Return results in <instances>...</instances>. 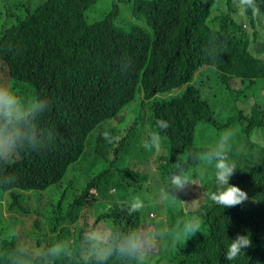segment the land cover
<instances>
[{"label":"trees","instance_id":"trees-1","mask_svg":"<svg viewBox=\"0 0 264 264\" xmlns=\"http://www.w3.org/2000/svg\"><path fill=\"white\" fill-rule=\"evenodd\" d=\"M8 1L14 7L4 5L21 14L7 15L12 21L0 25V70L7 73L8 68L7 82L21 99L47 101L46 113L53 117L55 135L60 137L52 149L35 157L19 161L17 155L13 162L0 163V240L9 237L3 209L11 213V220L25 210L27 200L33 206L43 202L53 207L46 220L36 222L23 236L18 254L0 257V264H25L27 258L31 264L104 263L93 255L86 257L68 237V247L59 256L47 255V250L62 242L36 248L32 236L36 244H47L50 236L45 229L66 221L67 212L60 200L55 203L41 196L35 201L28 191L58 183L84 153L97 121L117 115L135 98L137 89L145 99L154 98L190 82L196 72L197 86L188 84L176 95L150 102L155 128L151 132L159 131L158 119L170 124L161 132L164 148L156 151L158 164L164 160L162 167L170 173L172 163L186 158L189 178L204 192L191 193L197 204L192 211L161 202L169 216L149 229L171 226L178 218L196 214L201 218L200 232L186 242L161 241L148 264H264V90L255 86L258 81L264 88V40L254 44L264 30V0H254L252 7L243 6L242 11L234 0H122L132 17L144 19L152 35L136 24L127 30L117 28V4L99 20L87 23L85 11L97 0H37L31 7L25 0ZM243 14L249 19V33L241 24ZM209 78L212 88L205 95ZM225 130L234 132L230 156L237 166L229 184L236 183L250 197L231 208L204 195L216 191L214 169L190 159ZM251 136L258 141H251ZM100 139L104 137L98 135L95 142ZM125 170L131 176L128 185L133 195L145 175ZM90 188L80 186L74 198ZM44 222L45 228L40 226ZM141 223V216L122 212L108 224L125 232V227L138 228ZM238 233L250 234L252 247L229 261L225 254ZM34 251L42 254L32 258Z\"/></svg>","mask_w":264,"mask_h":264},{"label":"clouds","instance_id":"clouds-1","mask_svg":"<svg viewBox=\"0 0 264 264\" xmlns=\"http://www.w3.org/2000/svg\"><path fill=\"white\" fill-rule=\"evenodd\" d=\"M36 2L37 0L33 3H29L28 0H25V3L29 7ZM234 2L239 9H242L243 6L252 7L254 5V0H234ZM14 11L20 12L19 9L16 8ZM242 16H244L248 22L249 19L246 14L241 15V17ZM240 19L242 27L245 28V22L242 21V18ZM262 21L264 22V20ZM260 88L264 90L262 86H260ZM261 95L264 96V91ZM141 97L145 99L142 94ZM47 109L46 100L37 98L29 103L26 99H21L13 86L8 82H0V163L13 162L17 155L18 160L22 161L35 157L54 147L60 136L55 135L57 125L53 121V117L46 113ZM106 120H98L97 126L101 125V123ZM117 121L118 118H115L111 122L115 123ZM153 123L154 121L150 118V131L155 130ZM156 127L159 131L151 132L143 142V147L147 151H152L153 149L159 151L161 149V132L166 131L170 127V124L166 120L158 119L156 121ZM233 136V131L225 130L216 138L215 142L209 148L198 151L190 157V159H195V161L202 166L214 169L216 191H211L209 194L204 193V195H208L215 204L221 205L224 208H231L244 203L247 199L250 200L247 193L239 188L236 183L233 182L229 184L230 177L237 170V166L230 156V142ZM105 139H109L108 133H105ZM116 139L113 140L114 144L121 138ZM85 148L86 158H90L92 155H97L101 152L99 143L95 142L93 137L90 138ZM114 152L115 150L113 149L105 154L106 159L110 162L114 160ZM110 156H112V158H110ZM163 163L164 160L160 161L158 166L153 163H146V165L148 166L151 164L153 166L152 171L157 172V176L153 177L151 180L159 179L160 173L164 180L169 179L168 186H161L159 188L158 198L164 205L171 208L175 207L177 201H183L174 193L181 192L186 188H190L193 193L192 189L194 185H188L195 183L189 178L187 161L178 158L175 163H172L170 173L164 171L162 167ZM147 166L143 168L145 172L142 174L145 175L146 180L151 181L147 176ZM73 170L81 173L79 165L74 166ZM102 174L103 173H98L88 180L82 174L78 176L76 179V186L78 188H80V186L91 187L89 192L76 198L73 196L71 199L68 198V200L59 199L67 212V220L54 225L51 230L46 231L50 236L47 244H36L35 238L32 236V239H34L32 243L36 248L41 249L53 242H62L64 245L58 243L47 250V255L54 257L59 256L61 253L65 252V248L68 247L67 241L69 239L79 245L84 251L90 249L97 261L104 262L99 264H148L150 255L161 241L170 240L175 244L183 239L186 242L187 239L194 236L197 232H200L201 218L196 214H191L187 218H178L175 224L171 226L154 227L150 230L149 228L152 227L154 223L152 220L157 217V214L149 207H145L144 201L139 197L133 198L128 204L116 205V214L122 212L126 214L128 211L127 214L132 215L133 213L142 211V215H140L141 218H151L146 221L142 220L138 228L125 227V232H119L117 230L118 226L105 224L103 220L93 216V224L87 225V222L81 220L83 210L87 207L91 214L90 201L93 200V197L103 198L108 193L107 188L99 187L98 184ZM124 174H126L125 168L123 174H121L122 179H124ZM145 179L142 180L141 184ZM126 183L128 184V180H126ZM199 188H201L200 185ZM209 188L210 187L207 185V189ZM201 190L203 189L201 188ZM78 193L79 192H77V194ZM187 205L186 211H192L187 209ZM159 206H161V204ZM24 212L26 213L27 211L21 213ZM153 212L155 214H153ZM20 222L21 220L19 222L12 220L9 222L7 220L9 225V237L0 240V257L11 253H14V255L18 254L19 251L17 249H19L22 234L14 230V224ZM35 223L33 227H35ZM66 237H68V239ZM230 241L231 243L228 245L225 254V258L229 261L235 259L245 249L252 247L250 234L241 235L238 233L236 238ZM34 252V256H31L32 258L37 254H42L41 252ZM70 262L79 263L77 260Z\"/></svg>","mask_w":264,"mask_h":264},{"label":"rangeland","instance_id":"rangeland-1","mask_svg":"<svg viewBox=\"0 0 264 264\" xmlns=\"http://www.w3.org/2000/svg\"><path fill=\"white\" fill-rule=\"evenodd\" d=\"M36 0H28L29 3H33ZM14 7V2L7 0H0L1 12H0V25L4 22L10 23L13 17L7 18V15H20L21 13L18 11L11 12L6 5ZM124 2L122 0H97L91 7H89L85 11V21L87 23L99 20L105 14L109 8L113 7L114 4L120 5V11L116 15L114 20V25L122 30H127L129 25L136 24L143 28L146 32L152 35L151 28L144 22V19H135L132 17L131 9H128L124 6ZM242 11V9H239ZM242 21L246 24V31L249 33L251 31V26L247 22L244 16L241 17ZM264 20V18H262ZM263 24V23H262ZM264 40V30L261 31L257 38L255 39V43L262 42ZM252 44V43H251ZM252 44L253 47L257 46ZM8 73V68H7ZM6 69L0 70V82H4L8 80L6 78ZM205 77V76H204ZM188 84L198 85L199 84V76L196 72L193 76V79L183 84L182 86L175 88L169 92L157 94L156 97H171L180 93ZM205 91L203 94L207 95V92L212 88L211 79H207L205 82ZM255 86L257 87V91L260 90V82H255ZM154 97V98H156ZM143 99L141 97V92L137 89L135 99L130 102L127 106H125L122 111L114 118L108 119L101 123V125L97 126L88 136L87 140L89 142L90 138L93 137L94 140L98 137V135H102L104 139H100L98 141L100 153L97 155H92L90 158L85 157V152L81 155V157L73 164H71L64 176L61 180L46 188L45 190H31L28 191L34 197V200L37 201L41 196H48L55 203L62 198V200L68 198H72L77 192L80 191V188L76 186V179L81 174L88 180L91 177H94L98 173H103L101 179L99 180V187L107 188L108 193L103 198L93 197V200L90 201V211L86 207L81 216V220L87 222V225H91L94 222V218H99L103 220L105 224L109 223V220L115 219L116 214V205L128 204L133 198L139 197L144 201L145 207H149L154 212H156L157 217L152 221L163 220L168 218L169 211L164 206H159L161 201L158 198V190L161 186H168L169 179L164 180L161 177V173L159 179L151 180L153 177L157 176V172L152 171V165H146V163H153L158 166V161L156 158V151L153 149L151 153L147 152L143 147L144 140L150 135V127L149 122L151 118V109L150 102L154 99ZM115 118H118V121L112 123L111 121ZM105 133H108L109 139H105ZM120 139L116 144L112 143L115 139ZM116 139V140H117ZM251 141H258V138L250 137ZM163 145L161 149H163ZM115 150L114 152V160L110 162L106 159L105 154L109 153L111 150ZM86 158V159H85ZM112 158V156H110ZM186 160V158H185ZM79 165L81 173L73 170V167ZM147 166L148 169V181H145L141 184V187L137 192L133 195L131 194V186L126 183V180H131V176L124 174L122 179L121 174H123L124 168L128 167L131 170L138 171L140 173H144V169ZM188 173L190 171L189 166ZM85 181V180H84ZM200 184H195L193 186V193L200 194L203 192L201 188H199ZM191 189L186 188L181 192L174 193L177 197L183 201H177L175 207L173 208H182L186 212V205L188 210H195L197 204L194 202V199L191 197ZM26 202V199L25 201ZM187 202V203H186ZM191 202V203H190ZM53 207L50 205L44 206L43 202H40L39 205L33 206L30 200H27L25 210L26 213H20L18 217L21 222L18 224H14V230L17 233H21V241L23 236L27 235L32 229L33 224L35 222H39L41 220H46L47 216L51 214ZM153 212V214H155ZM3 216L8 219L9 222L15 221L19 222L18 218L11 217L9 219L10 212H7L5 209L2 210ZM128 213V211H127ZM142 215V212L133 213L132 217L137 218ZM93 216V217H92ZM119 219V216L116 218ZM122 218L121 220H123ZM142 220H149L147 217H142ZM97 222V221H95ZM41 227L45 228V222L40 224ZM45 231H47L45 229ZM39 232H42L39 230ZM34 239H32V242ZM184 241L183 239L180 240ZM87 256L92 255V252L89 250L84 251ZM25 264H30V260L27 258Z\"/></svg>","mask_w":264,"mask_h":264}]
</instances>
